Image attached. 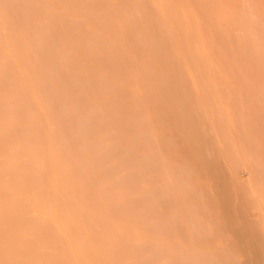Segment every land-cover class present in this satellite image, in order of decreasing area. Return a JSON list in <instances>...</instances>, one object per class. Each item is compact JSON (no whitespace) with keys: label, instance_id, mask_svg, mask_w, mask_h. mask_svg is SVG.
Segmentation results:
<instances>
[{"label":"bare ground","instance_id":"bare-ground-1","mask_svg":"<svg viewBox=\"0 0 264 264\" xmlns=\"http://www.w3.org/2000/svg\"><path fill=\"white\" fill-rule=\"evenodd\" d=\"M122 1L125 0H0V75L5 70L4 79L0 77V264H154L153 256L142 250L145 241L142 243L143 245H141V241L146 237V229L143 230L145 235L143 236L140 230L139 215L136 213L127 216L123 212V208L132 200L131 193L138 192L137 190L131 192L127 186H124L126 184L124 180L129 175V172L125 171V161L129 158V153L126 150L134 146L137 141L148 140V143H146L147 141L143 142L140 166L145 164L148 174L159 171L161 177L166 176L164 178L166 184H162L165 191H168L173 175H175L174 179L178 176L181 177L184 169L190 178L192 176L190 173L196 175L197 173L194 171L200 169L201 163L204 164V158H201L204 152L201 153V161L197 160L199 156L197 158L194 156L190 165L189 161L187 163V152L190 153L189 159L193 157L191 155L196 154H191L193 146L191 145L192 148H190L187 144L193 138H190L192 134L195 136L196 133L192 131L191 136L186 135H189L190 139L183 140L186 137L185 132L190 133L189 130L192 127H187V130L182 132L181 128L188 124L185 123L180 128L179 125H182L181 122L185 120H180L182 116L177 115L180 112L175 113L174 110L175 106L182 103V106H178L180 109L187 110L185 107L188 105L192 106L190 108L192 111L193 106L196 105L197 108L200 106L198 109L201 111V106L203 104L209 106L213 97L211 105H216L219 109V103L217 105L214 102L217 100L220 102L221 94L216 95L219 88L218 86L216 88L214 82L213 61L195 16L161 9L160 7L170 4L169 0H128L129 3L125 5ZM225 15L228 14L225 13ZM192 20L197 24L196 27L186 26V24L189 25V22L194 24ZM181 23H185V25ZM262 39L264 40V38ZM256 47L258 48V46ZM260 52L262 54V48ZM254 54L256 55V53ZM199 56L202 58L201 65ZM189 75L197 81L196 88L200 87L199 84L201 85L199 89L203 88V92H207L205 85L201 82L205 77L203 75L208 76L205 78L206 82H208L207 79L214 82L213 86L211 85L212 81L208 82L210 87L216 88L212 90L213 93L210 90H208V94L203 93L208 96L210 92L213 96L212 100L209 97L207 99L209 102L205 103L204 95L199 100L202 92L198 88L197 90L201 92L200 95L193 91V94L196 93L195 97H199L193 98L194 101H197L195 105H189L194 101L190 103L191 101L187 97L189 100L187 103H183V97H177L179 90V94H183L182 91H185L186 88L194 90V83H192V87L189 85L191 81L190 77L188 78ZM200 76L202 79H199ZM179 77H183L184 84L187 81L188 86L185 84V87L183 82L178 80L179 83L177 81ZM171 78L178 83H175V80L172 81ZM208 83L206 84L208 85ZM209 85L207 89H210ZM183 86L184 88H182ZM176 89H179L177 95L172 92ZM219 90L217 94L221 92ZM171 92L176 96H173ZM165 93H167L166 95L170 93L171 99L168 98L169 95L163 97ZM213 94L220 98L216 100ZM174 97L181 99V103L174 102L176 100ZM200 101L204 103L201 102V105ZM221 103L223 105V102ZM184 104L186 106L182 108ZM204 106L209 109L208 106ZM206 109L204 110L206 111ZM223 110L225 109L223 108ZM182 111L184 112V110ZM220 111H222L221 108ZM183 112L182 115H184ZM185 112L187 113V111ZM174 113L177 118L180 117V119L178 118L180 122L177 120V127L176 124L173 125L175 123L173 119L177 118L171 116L174 117ZM164 114L167 118L170 114L171 118L169 119L171 120L165 121ZM193 115L191 118L197 117H193ZM208 115L211 116V114ZM187 116L189 123L191 119L189 115ZM209 116L207 119L212 118ZM195 121L189 123L188 126H194ZM216 122L213 121V123ZM225 126L227 127V125ZM198 127H196L197 131ZM128 128H131L132 132L127 131ZM201 129L203 130V128ZM197 135L199 136V134H196V139ZM182 136L183 138H180ZM203 137V134L200 135L201 140L204 139ZM175 139H182L183 141H181L185 143L179 140L180 144L177 140L179 144L176 142L174 144ZM193 139L191 141L194 143L196 139ZM198 141L201 142L200 139ZM199 143L196 141L194 145L198 146ZM182 146L183 148L189 147V150L184 148L185 159L182 153L180 156V153L177 152L179 149L182 150ZM92 150L94 151L92 152ZM200 150L203 151L196 149V152L199 153ZM240 151H242L241 148ZM176 154L185 164L187 163L185 166L182 164L183 162H180L184 168L178 174L176 170L182 167L178 165L180 163H176V167H174V160L177 159L173 160V157L175 158ZM107 164L111 167L110 172L101 174L102 171L99 168L103 165L108 166ZM154 165L157 166L156 170H154ZM172 168L177 169L174 171ZM218 169L223 170L224 168L222 169L220 165ZM207 171L210 170L207 169ZM183 176H185L183 180L182 178L178 179L182 180L184 185L178 184L183 186L177 190L182 189L180 190L182 192L185 187L184 192L187 199L188 197L199 198L197 194L199 192L193 188L194 184L191 186L193 189H189V184L194 183L193 180L189 183L191 178L188 180L186 178L188 176ZM218 176L220 177L219 174ZM224 178L223 182L221 179L219 180L222 185L226 181ZM115 180L120 182V186L116 189L112 184ZM215 180L218 179L215 178ZM228 181L230 182V180ZM216 182H214L215 186ZM228 184H225L226 187ZM230 186L232 187V184L228 185L229 188ZM158 187L162 190L161 186L158 185ZM226 187L224 190L228 189ZM260 188L262 187L260 186ZM190 190H193V193ZM165 191H161V194L165 196L164 200H169V197L171 199L178 198L175 197L176 195L172 196V192L170 194L168 193L170 191L166 193ZM194 191L196 196L192 195ZM180 192L179 195L184 196V193L180 194ZM219 192L215 196L216 206L219 200L223 201L222 204H219H227V209L225 205L223 206L229 210L228 213H231L228 208L234 205L228 207L229 203H226L227 198H225L228 194L225 196L226 193ZM224 192L228 193V191ZM231 193L229 194L231 195ZM202 194L200 195L203 197L208 195V193ZM231 196H228V200ZM209 197L206 196V201L208 199L213 201L212 196ZM221 198L225 199L221 201ZM184 199L186 207L189 206L186 203L190 199L187 202ZM196 199L195 202L190 201L189 204L197 206L202 202L198 199V203ZM206 201L204 199L203 203ZM234 202L232 203L234 204ZM236 206L238 205L236 204ZM241 206L237 208L241 209ZM190 207L187 208L189 217L192 215L191 213H195L190 211L197 209L193 206L194 209L191 210ZM222 207L221 210L224 209ZM241 211L242 209L237 210L238 213H242ZM204 212H208V210L201 211L205 215ZM220 213L222 212L220 211ZM197 215H192L194 218L188 217L187 220H191L193 223L197 222L200 219L198 217H201L200 214L197 213ZM229 215L228 219L225 218L229 222L227 224L230 225H227V230L232 227L233 231H236V234L233 233L234 235L239 232L233 240L244 239L240 241L241 243L235 241L234 243L237 242V244H234L233 248H229L243 252H240L245 257L242 264H264V249L262 247L264 244L262 240L257 244L262 237L261 234V237L257 236L259 233L256 234L254 226L250 224L253 227L250 228L255 230H251L252 233L254 231L256 235L250 233V229L247 227L246 230H249L248 233H250L248 236L251 234L255 236L245 237V235L247 236L245 227L248 225L245 223L243 230L246 233H244L240 230L242 227L236 226L232 215ZM238 215L240 214H237V217ZM205 218L207 219V217ZM215 218L217 217L215 216ZM233 218L238 221L236 216ZM202 219L201 222L194 223V226L203 223L204 219ZM191 221L189 224L193 225ZM206 222L208 223L207 220ZM212 223L214 222L212 221ZM256 226L258 227V225ZM208 228L205 229L207 232L208 230L209 233L213 231V227H209V224ZM192 229L195 232L197 227L196 229L192 227ZM242 232L244 236L241 235ZM193 233L190 237H193ZM153 235L156 234L153 233ZM239 235L243 237L240 238ZM257 237L260 238L258 242ZM191 241H194L193 238ZM159 242L157 241V243ZM151 243L155 245V248L158 247L156 248L158 252L165 249L158 246L162 245L161 243L158 245L152 241ZM162 243H164L163 240ZM191 246L193 245L191 244ZM199 248L203 251L201 247ZM208 252L209 258L207 252L203 253L204 255H199L203 256L202 259L200 257L201 261L204 259L201 263L215 264L216 255H214L215 258L210 257L213 256V251ZM179 253L181 255L183 252ZM179 253L176 254L179 255ZM235 253L233 252V254ZM240 253L238 252V254ZM238 258L240 257L238 256ZM182 259L190 263L198 260L196 258L189 261V258L186 260L183 255ZM237 259L236 261H238ZM164 264H170V262Z\"/></svg>","mask_w":264,"mask_h":264},{"label":"rangeland","instance_id":"rangeland-1","mask_svg":"<svg viewBox=\"0 0 264 264\" xmlns=\"http://www.w3.org/2000/svg\"><path fill=\"white\" fill-rule=\"evenodd\" d=\"M122 3H124V5H125V4L129 3V1L125 0V1H122ZM169 3L170 4H168L166 6H162L160 8L163 10H166V11H170V12H180V13L184 12V13H189V14H192L195 16L196 19L195 18L194 19L197 20L196 23L198 24V26L201 30L202 37H203L207 47L209 48V52L211 54V58L213 61V72L215 74L214 75V78H215L214 82L216 84L218 83V85L215 84V86H216V88L218 86V88L221 90V92L219 94H217L219 89L216 92V95L221 94L220 96H221L222 100L220 99V102H217V101H219L217 99H219L220 97L218 96L219 98H217V96H215V94H213L215 96V99L217 100L214 102H216L217 105L219 103V109L216 107V105L215 106L213 104L211 105V103L214 100V97L211 96L212 94H210V92L213 93L212 90H215L216 88L215 89L212 88L213 83H214L212 80L207 79L208 82L212 81L211 87L209 85L210 83L206 82L205 78L208 77V76L206 77V75H203L205 77L203 80H201V82L203 83V85H205L204 87L206 88L207 92H203V88H202V90L199 89V88H201L200 84H199L200 87L197 86V88L199 90H201L202 96L200 95L201 92L199 90H197V88H196V84H198V83H196L197 81L191 75L188 76V78L189 77L191 78V79L189 78V80H191V81L190 82L188 81L189 85H191V87L193 85L192 83H194V85H195V88H193L194 90H189L190 88L188 87L189 92L192 91V92H190L191 94L189 92H187L188 91L187 88L185 91H182L183 90L182 88H184L185 84H187V86H188V83H186L187 81L184 84V79H182L183 77H179L177 79V81L179 80L180 82H183L184 86L181 88L182 89L181 91L184 93L179 94L180 93L179 89L172 91L174 94H176L178 92L177 90H179V92L177 93L178 95L177 94L176 95H177V97H181V98L183 97L184 98V101H186V102L183 101V103H187V101L189 102V100L191 101L190 103H192L194 101L193 98L197 99L200 97L199 98V100H200L204 96H205L204 97L205 100H203V101L205 103L206 102L208 103L209 101L207 99H209V97H210V99L213 97V100L211 99L212 102L209 103V106H208V104L202 105V103H204L202 101L199 102L202 106L206 105L210 109V110L206 109L207 107L205 108V106L202 108V106H201V109H202L201 111H200V109H198L200 106H198V108L195 107L196 106L195 102L197 103V101H194L193 104L188 103L189 105H195V106H193L192 111L190 109L192 106L189 107L187 105L188 106L187 107L186 104H184V106L182 108H184L186 106L185 108H187V110L180 109V107H178V106L179 105L182 106L181 105L182 100L174 97V99L176 98V100L177 99L179 100V101L175 100L174 102H178L181 104L174 107V110L176 112L173 110V112H175V113L180 112V113H177L178 116H180V115L182 116L181 117L182 119H180V117H178L180 120L186 121V122L185 121L181 122L182 125L178 124L180 126V128H181V126H183V124L185 125V123H186V125L187 124L189 125V123H191V122L194 123L195 119L198 117L196 119L197 123L195 121V124H197L196 126H195V124H193L194 126H192L190 124L191 125L190 127L187 125L186 127L183 126V127H185L184 130H183V127L181 129H182V132H184L185 130H187V127L188 128L192 127V129L189 130L190 133L187 131H186L187 133L185 132V136L187 134L190 135L191 132L194 131L196 134H199V136L197 135V139H196V137H195L196 134H195V136L192 134V136L190 135L191 136L190 138L193 137L194 139H196V140H194L192 138L194 140V143L196 141H197V143H199L198 139H200L201 145H200V143L198 144V146H197V144L194 145L193 141H191L192 139H190L188 137L189 135L183 138L184 135L182 133H180L183 135L182 137H180V138H183V140L186 139V141H187L188 140L187 138L190 139V141H188L187 144L189 145L190 148H192V146H193V148H192L193 153L190 151L191 154L196 153L194 155H191V157L192 156L193 157L189 159L190 153L187 152L188 153L187 158L189 159V160L187 159V163L189 161V165L191 163L190 162L191 159H194V156H195V158H197V156H199L198 157L199 159H197V160L201 161L200 156H201V153L204 152V155L201 156L202 159L204 158L203 159L204 164L201 163L203 168L201 166L199 170L194 171V173L195 172L197 173L196 175H194L193 173H190V175H192V176H190L191 180L188 182L191 183V181L193 180L194 183H191V185L189 184L190 187L189 186L188 187H189V189L194 188L195 191L199 192V193H197L199 198L195 197V199L197 198L196 200H198V199L200 201L202 200L201 203H203L204 199L206 201V196H207V198H208V196H210V197L212 196L213 201H211L212 199L211 200L208 199L206 202H204L206 204V206L204 203L203 204L200 203L197 206L191 205V204H189L190 201L193 202L195 199H194V197H192V198L188 197V199L186 198L187 195L184 192L185 187H184V190L182 192H180V190H182V189L177 190V188H179V187L182 188V186L184 185L182 180L185 176H183V175L188 176V177H186L188 180L190 179L189 175H187L185 170L183 169L184 165L186 166L187 163L185 164V162H183L181 159H179L178 158L179 155H177V154H176L177 156L175 155V158L173 157V160L177 159L176 160L177 162L174 160V162H175L174 167H176V163H180V162L181 163L183 162L182 164H184V165L182 166L181 163L178 164L182 168L179 167L180 169L176 170V172L178 171L177 172V174H178L181 172L180 170L183 169V171L185 173L182 171L183 173H181V175L182 174L183 175L181 177L178 176L175 179L173 178V177H175V175H173L172 176V182L170 180L171 184H170L169 189H168V191H170V192L165 191L164 188H162L163 187L162 184H166V181L164 179L166 176L164 178L161 177L162 175L160 176L161 173L159 171L158 172L154 171L151 174H148L146 172V168L144 166L145 164L140 166V155L142 152V147L144 146L143 142L147 141L146 143H148V140L145 141V139H143V140H140L139 142L137 141L134 144V146L129 147V149L126 150V152L129 153V158H127L125 161V165H126L125 171L129 172V175L124 180L125 181L124 183H126V184H124V186H127L128 190L131 192L133 190H137L138 192H132L131 193V199L132 200H130L126 204V206L123 208V212L127 216H132L136 213L139 215L138 219L141 223L140 224L141 234L143 236L146 235V237L142 238V241H141V245L144 244L142 246V250L146 254H148V255L151 254V256H153V263L154 264H162V263L164 264L165 262H168V261L170 262V264H193L195 262L196 263L199 262V264H202L201 262H203L204 259L201 261L203 256L201 257L199 255L207 252L208 255L207 254L206 255L209 258V252L208 251H210V252L213 251V256H210V257L215 258L214 255H216V258H215L216 260L214 259L215 264H242V263H244L243 261L245 260L244 255L241 254L243 252L236 251L235 248L233 249L234 251L232 250L234 244H237V242L234 243L235 241L240 242L243 239L242 237L244 236V233H246V232H247L246 233L247 236L245 235V237H247V238L251 237L252 234L254 233V231L256 230V234L259 233V234H257V236H259V237L262 236L261 239L259 237L256 238L257 242H258V239H260L257 244H259L261 240L264 244V127H263L264 126V40L262 39V38H264V0H169ZM225 13L228 15H225ZM181 24L185 25V23H181ZM197 24H195V22H194V24L193 23L190 24V22H189V25L186 24V26L191 25L193 27H196ZM251 40H253L254 42ZM255 43H257L258 45ZM252 44H254V45H252ZM256 46H258V48ZM255 48H257V49H255ZM261 48H262V54L263 55L260 52ZM257 50H258V52H257ZM254 53H256V55ZM258 54L260 57L258 56ZM198 59H199V64L201 65L202 64L201 56H199ZM4 73H5V70H3L1 75H0V77L3 79L5 76ZM212 78L213 77H211V79ZM214 78H213V80H214ZM180 79H182L183 81ZM199 79H202L201 76ZM173 80H175V79H172V81ZM186 80H188V79L186 78ZM177 81L175 80L174 82L176 83ZM205 82L208 83L210 89H207L208 85ZM206 85H207V87H206ZM208 90H210V92H209V95L207 96ZM193 91H195L197 93V95H200V96L195 97L196 93L193 94ZM173 93H172V95L176 96ZM185 93H187V94H185ZM203 93H207V94H203ZM166 94L167 93L163 94V97L164 96L167 97L170 93H168V95H166ZM169 97H170V95L168 96V98ZM170 99H171V97H170ZM185 99H187V100H185ZM172 100H173V98H172ZM221 102H223V105ZM177 107L180 109V111ZM196 108H197V110H196ZM220 108L223 112L226 110L224 112L225 114L222 111H220ZM223 108L225 110H223ZM176 109H178V110H176ZM204 109H206V111ZM181 110H184V112L187 111V113L186 112L184 113L183 111L182 112L184 115L186 114V116L189 115L191 122H189V123L187 122L188 116L186 117V116L182 115ZM212 111L214 112L213 114H212ZM173 112H172V114H173ZM191 112H192V114H191ZM220 112H221V114H219ZM167 113H169V112H167ZM167 113H166V115H167ZM170 114H168V118L164 114L166 117V118L164 117L165 121L171 120V119H169V118H171V117H169ZM202 114H203V117H205L206 119L202 117ZM208 114H211V116H209ZM191 115H193V117H196V116L197 117L191 118L192 117ZM220 115H221V117L223 116V118H225V119L221 118ZM171 116H172V118H177L176 114L174 115V117H173V115H171ZM208 116L212 117V118L207 119ZM215 116H217V118H215ZM183 117H185V118H183ZM219 117H220V119H219ZM230 117L232 118V121H230L231 120ZM178 118L176 120L173 119V121H175V123L173 125L175 126V124H176V127H177V122H178L177 120H179ZM214 118H215V120H214ZM229 118H230V120H229ZM192 119H194V120L192 121ZM216 119H217V122H219V123L216 122ZM180 120H179V122H180ZM204 120H205V122H204ZM211 120H212V122H210ZM213 121H215L216 123H213ZM228 121H229V123H228ZM223 122L224 123L226 122V124H224ZM171 123H172V121H171ZM221 124L224 127H226L225 125H227V127L225 128L227 131L224 129V127ZM196 127H198V131H197ZM201 128H203V130ZM127 131L132 132V129L128 128ZM180 132H181V130H180ZM205 132H206V134H205ZM202 134L204 136L203 137L204 139L202 138L203 140H201V138H200V135L202 136ZM210 138H212V139H210ZM208 139H210V140L208 141ZM165 140H166V138H165ZM177 140L175 139L174 144H175V142L178 143V141L179 140L181 141L182 139H179L178 141ZM180 141H179V143H180ZM146 143H145V145H146ZM182 143H185V142H182ZM208 143H209V146H208ZM202 145L203 146L205 145V147H202ZM238 145H239V147H238ZM177 146L179 147L180 145H177ZM189 147L186 146L184 148H187L189 150ZM200 147H202V148H200ZM181 148H182L183 152L179 148H178L179 151H177L178 153H180V156L183 155L184 150H185L183 148V146ZM240 148L242 149V151H240ZM187 149H186V151H187ZM196 149H198V150L202 149L203 151L201 152V150H200V152L198 153V151L196 152ZM93 151L94 150H92V152ZM206 151L209 154H207ZM221 151H223V152H221ZM181 153H182V155H181ZM171 156H174V155H171ZM185 156H184V159L186 158ZM107 158H106V161H107ZM182 159H183V157H182ZM206 160L208 161V164H207ZM192 162H193V160H192ZM210 162H212V163H210ZM105 164H106V162H105ZM205 164H206V166H204ZM216 164L218 165V167ZM213 165H214V167H213ZM220 165H221L222 169L224 168L223 170L218 169V168H220ZM207 166H208V168H207ZM156 167L157 166H155L154 170L157 169ZM204 167H205V169H204ZM212 167L215 169H213ZM151 168H152V166H151ZM206 168L210 171H207ZM175 169H177V168H174V169L172 168V170H174V171H175ZM99 170L102 171L101 174H103V173L108 174L111 170V167L109 165L108 166L103 165L99 168ZM187 170H188V168L186 169V171ZM171 172H173V171H171ZM176 172H174V173L176 174ZM218 174L220 175V177L218 176ZM223 175L224 176L227 175L228 176V177L226 176L227 179L224 178ZM221 176H223L222 179H221ZM149 177H151V179H149ZM238 177H239V179H238ZM157 178H159V179H157ZM178 178L179 179L182 178V180H179ZM215 178L218 180H215ZM223 178L227 181V183L224 180L225 183L222 185ZM196 179H197V181H196ZM220 179L222 180L221 183H219ZM178 180L182 181V182L179 183ZM228 180H230V182ZM216 181H218V182H216ZM214 182H216V184H217L216 186H218V187L215 186ZM237 182H239V183H237ZM172 183L176 184V185L174 186ZM228 183L232 184V187L230 186V188H229L228 185H230V184H228ZM112 184H113L114 189H116L120 186L119 180H115L114 182H112ZM178 184H183V185L179 186ZM192 184H194L196 187L193 186V188H192L191 187ZM225 184H228L227 185L228 189H227ZM158 185L161 186L162 190L158 187ZM172 185L175 188L172 187V189H171ZM259 185L263 188V190H262V188H260ZM224 186L226 187L227 190H224L225 189ZM197 187H200L201 189L200 188L198 189ZM218 189H220V190H218ZM230 189H231V191L234 192V194H233V192L231 193ZM166 190H167V188H166ZM173 190H175V191H173ZM216 190H217V192L223 191V193H226L225 196L228 194L227 197H225V198H227L226 203L231 204V205L228 204V207L234 205L233 207L228 208L231 210V213H228L227 211H229V210H226L227 204H223V205H225L226 209L224 208L223 205L219 204V203L222 204L223 198H221L222 202H220V200H219V203H217V206H216V204H215L217 202L216 201L217 199H215L216 198L215 196L217 193ZM161 191H165V193L168 192L170 194L172 192V196L176 195L175 197H178V198H175V199L172 198L171 199L169 197V200L166 201V200H164L165 196H163L161 194L162 193ZM195 191H194V194H192V195H195ZM224 191H228V193L224 192ZM179 192H180V194L184 193V196L182 194L180 196ZM190 192L193 193V190L192 191L190 190ZM204 192H205V194L208 193V195L202 194ZM223 193H221V194L224 195ZM229 193H231V195H233V196H231ZM170 194H167V195L169 196ZM187 194H188V192H187ZM200 194L205 195V196L203 197ZM219 194H220V192H219ZM219 194H218V196H219ZM236 194H238V195H236ZM185 195H186V197H185ZM228 196H231L229 200H228V198H229ZM184 197H185V199H184ZM238 197H240V198H238ZM231 198H233V199H231ZM241 198H243V199H241ZM176 199H179V200H176ZM183 199L186 202L190 199L188 201V203L185 202L189 206L186 207V205L183 202ZM199 200L197 201L198 203H199ZM244 200H245V202H244ZM233 201H235L234 204L232 203ZM179 202H180V204H179ZM243 202H244V204H243ZM207 203H209L211 205L208 204V206H209L208 207ZM245 203H246V205H245ZM212 204L213 205L215 204V205L213 206ZM236 204L238 206H236ZM193 206H195L194 208H197V209H194ZM219 206H220V208H218ZM240 206L242 209V211H241L242 213H238L239 211L237 212V210H241V209L237 208ZM188 207L192 208L191 210L194 209L193 211H190V212H195L194 214L191 213L193 216L197 215V213L200 214L201 217H198V219L199 218L200 219L197 220V222L198 221L201 222V219L204 216L203 217L204 220L203 219L202 220H203V223L205 225L203 223H200V225L195 224L197 227V230L199 229V231H197V230H196L197 232L195 231L196 233L194 232L192 227H194L196 229V227L194 226V223H197V222L193 223L191 220H189L193 223V225H191V224H189V221L187 220V218L189 217V213H187ZM203 207L205 208V210ZM216 207L218 208V211L216 210L217 209ZM221 207H222V209L224 208L226 211L224 209H223L224 211L221 210ZM206 208H207L208 212H204L205 213V215H204L203 213H201V211H207ZM232 208H233L234 212H232L233 211ZM236 208H237V210H236ZM247 209H249V210H247ZM181 210H182V212H181ZM184 210H185V212H184ZM189 210H188V212H189ZM220 211L222 213H220ZM185 213H187V214H185ZM243 213H244V215L246 213V215H245L246 218L244 217ZM229 214L232 215L231 217H232L234 223H236L235 225L236 226L238 225V227H242L240 230L243 231L244 233L243 232L241 233V235H243V236L239 235V236H241L240 238H242V239L239 238L240 240H238V239L233 240L236 238V236L239 234V232L237 233V235H234L233 233H235L236 231H233L232 227H229V230H227L228 229L227 227L230 226L229 224H227V223H229V222H227L228 220H226L230 216ZM234 214H235L236 218L238 219V221L235 218H233V217H235V216H233ZM237 214L241 215V216L238 215V217H240V218L237 217ZM192 215L189 218H192L193 217ZM219 215H221V216H219ZM224 215H226L227 217ZM248 215H249V217H248ZM215 216L217 218H215ZM205 217H207V219ZM219 217H220V219H219ZM222 217H224V218H222ZM247 219L249 220V222ZM255 219H256V221L254 222ZM262 219H263V222H262ZM206 220L208 221V223L206 222ZM245 220H247V221H245ZM212 221L214 223H212ZM211 223H212V226H211ZM245 223L248 226L245 227ZM201 224H203V225H201ZM208 224H209V227H211V228L213 227V229H212L213 231L212 232L210 231V233H209V230H208V232H207V230H205L208 228ZM224 224L226 227L224 226ZM250 224H252L254 226L255 230L251 229L253 227H252V225L250 226ZM216 225H217V227H216ZM240 225H243V226H240ZM256 225H258V227ZM187 227H189V228H187ZM215 227H216V229H215ZM244 227H245V230L247 227H249L247 229H250V233H252L251 230H254L253 233L251 234V236L250 235L248 236V234H250V233H248L249 230L248 231L246 230V232H245V230H243ZM144 228L146 229L145 235L143 233ZM202 229H204V230H202ZM208 229H210V228H208ZM222 229H225V230H222ZM257 230H258V232H257ZM205 232H207V233L205 234ZM223 232H225V233H223ZM262 232H263V234H262ZM153 233H155L156 235H153ZM191 233H193V237L192 236L190 237ZM260 234H261V236H260ZM230 235H231V237H230ZM255 235H253L252 237H254ZM234 236H235V238H234ZM162 238H164V239H162ZM192 238L194 241H191ZM150 240L152 242L156 243V245L161 243L162 245H158V246H162L165 249L160 250V248H159L160 251L158 252V249H156L158 247L155 248V245H152L153 243H151ZM162 240L164 243H162ZM144 241H145V243H143ZM157 241L158 242L160 241V242L157 243ZM192 242H194V243H192ZM190 243L193 246H191ZM260 245L262 246V244H260ZM199 247H201L203 249V251L200 250ZM229 247H232V248H229ZM262 247L264 249V246H262ZM262 247H261V249H262ZM263 249L261 250L262 252H263ZM178 251L183 252V253H181V255H180V253ZM233 252L234 253L236 252V253L233 254ZM238 252L239 253L241 252L240 253L241 255L238 254ZM176 253H179V255H177ZM182 255H183V258H186V260H188V258H189V261H193L192 259H196V258L198 260L197 261L194 260L195 262L193 261L192 263H190L188 261H185V259L183 260ZM198 256H199V258H198ZM238 256L240 258H238ZM200 257H201V259H200ZM235 258L240 263L238 261H236ZM239 259H241V260H239Z\"/></svg>","mask_w":264,"mask_h":264}]
</instances>
